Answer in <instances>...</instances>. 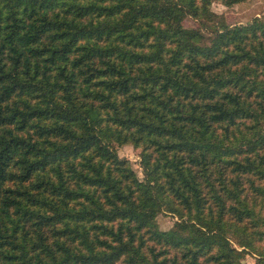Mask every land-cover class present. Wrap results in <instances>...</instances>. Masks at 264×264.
<instances>
[{"label":"trees","instance_id":"obj_1","mask_svg":"<svg viewBox=\"0 0 264 264\" xmlns=\"http://www.w3.org/2000/svg\"><path fill=\"white\" fill-rule=\"evenodd\" d=\"M213 1L0 0V264H264V14Z\"/></svg>","mask_w":264,"mask_h":264},{"label":"rangeland","instance_id":"obj_2","mask_svg":"<svg viewBox=\"0 0 264 264\" xmlns=\"http://www.w3.org/2000/svg\"><path fill=\"white\" fill-rule=\"evenodd\" d=\"M211 8L218 14L225 17L230 24L248 22L256 15L262 16L264 14V0H241L231 5H227L221 0L212 2ZM185 26L197 27L200 25L198 19L190 15L183 20ZM120 156L129 158L132 166L137 171L138 175L143 178L144 174L140 165V148L131 143L116 144ZM178 217L171 213L162 211L157 216V222L160 229L166 230L174 226ZM256 254L248 252L245 254L243 261L245 264H256Z\"/></svg>","mask_w":264,"mask_h":264}]
</instances>
